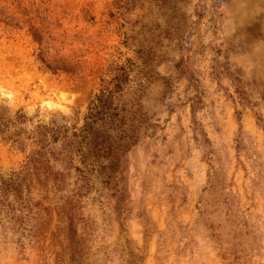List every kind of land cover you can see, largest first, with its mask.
<instances>
[{
  "label": "rangeland",
  "instance_id": "obj_1",
  "mask_svg": "<svg viewBox=\"0 0 264 264\" xmlns=\"http://www.w3.org/2000/svg\"><path fill=\"white\" fill-rule=\"evenodd\" d=\"M122 65L135 144L111 169L50 158L61 189L25 193L75 202L84 253H40L3 215L0 264H264V0H0V181Z\"/></svg>",
  "mask_w": 264,
  "mask_h": 264
},
{
  "label": "trees",
  "instance_id": "obj_2",
  "mask_svg": "<svg viewBox=\"0 0 264 264\" xmlns=\"http://www.w3.org/2000/svg\"><path fill=\"white\" fill-rule=\"evenodd\" d=\"M127 79L128 69L122 65L113 69L110 78L102 80L98 91L90 97L81 126L68 127L55 122L37 125L32 136L37 149L27 156L24 167L16 172L15 177L0 181V219L6 215L10 221L16 222V232L22 236L25 233L40 253L50 246L57 248L53 252L56 260H62L65 254L70 262L79 259L84 253L75 228L80 217L75 202L66 201L60 207L42 206L39 202L29 201L25 193L33 184L45 194L61 189L62 181L49 165L50 158L64 162L78 172L93 164L102 169H111L118 164L120 157L135 144L138 129L134 104L127 103ZM20 118V115L16 116V121ZM9 123L0 108V132L9 130ZM18 132L16 136L20 138ZM56 143L57 148L53 147ZM73 161L81 166L72 165ZM53 214L65 226H56L55 231H50ZM28 217L32 224L27 228ZM20 248L23 249L21 244Z\"/></svg>",
  "mask_w": 264,
  "mask_h": 264
}]
</instances>
